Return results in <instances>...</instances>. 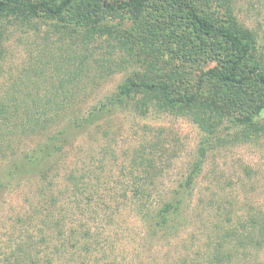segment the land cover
Here are the masks:
<instances>
[{"label": "trees", "instance_id": "16d2710c", "mask_svg": "<svg viewBox=\"0 0 264 264\" xmlns=\"http://www.w3.org/2000/svg\"><path fill=\"white\" fill-rule=\"evenodd\" d=\"M210 2L208 10V0H0V66L6 32L39 24L56 34L39 38L37 55L29 52L27 65L0 85V164L10 161L0 189L35 180L25 195L27 211L15 216L0 244V264H69L72 255L92 253L98 238L80 208L93 205L96 170L106 168L68 169L66 151L74 133L99 130L118 112L185 118L204 136L195 163L166 193L159 186L172 165L163 162L174 153L155 133L128 152L129 165H116L122 196L130 194L147 239L175 238L194 227L191 249L175 264H249L258 254L263 214L249 207L237 214L233 199L214 194L191 201L212 140L264 138L256 35L233 15L234 0ZM210 9H223L225 19ZM122 72L111 94L86 103L101 81ZM251 84L263 97L245 109L229 106ZM76 209L82 217L73 219Z\"/></svg>", "mask_w": 264, "mask_h": 264}, {"label": "rangeland", "instance_id": "374dc122", "mask_svg": "<svg viewBox=\"0 0 264 264\" xmlns=\"http://www.w3.org/2000/svg\"><path fill=\"white\" fill-rule=\"evenodd\" d=\"M195 1L200 3L203 0ZM211 3L208 0L203 6L209 10ZM210 11L218 12L222 20L226 17L223 9ZM232 13L242 26L255 33L257 55H262L264 65V0H234ZM51 31L50 26L37 24V30L22 27L5 33L0 85L1 82H11L27 65L29 52L32 59L37 55L40 47L37 45H41L39 38L45 35L49 39L56 38ZM88 75H92V71ZM124 77L125 72L116 73L101 81L86 98V103L93 105L104 99ZM241 97V102L232 100L229 106L236 110L245 109L250 102L261 99L263 94L257 85L251 84L241 91ZM232 107L228 109L231 113L234 112ZM99 125V130L83 129L74 133L70 140L71 147L68 146L66 151L65 166L68 169H77L78 173H82L87 167L92 173L97 165H105L106 168L103 174V171L96 170V176L100 178L97 184L94 182L97 186L96 193L92 194L93 205L91 208H80L89 217V224L98 238L97 243L91 254L72 255L69 264H175L177 257H183L191 249L198 231L191 226L180 231L175 238L149 241L132 208L130 194H126L125 198L122 196L120 182L123 178L116 165H129L128 152L141 145L142 141L153 140L152 134L155 133L174 153L171 157L167 155L170 158L163 162V165H172L159 186L160 193H166L185 174L188 165L195 163L196 150L204 138L203 134L187 119L170 115L151 114L141 118L118 112ZM103 131H108L107 140ZM8 165L10 161L0 164V178ZM202 165L203 172L195 182L192 202L197 198L208 199V194H214L217 199H233L237 214H242L249 207L264 215V138L247 144H218L212 140ZM19 184L0 189V244L6 238L15 216L27 211L25 195L35 180H22ZM75 217H82L78 209L74 211L73 219ZM249 264H264V246L249 259Z\"/></svg>", "mask_w": 264, "mask_h": 264}]
</instances>
